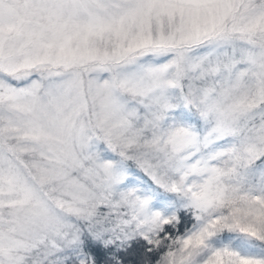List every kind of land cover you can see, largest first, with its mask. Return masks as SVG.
Listing matches in <instances>:
<instances>
[{
	"label": "snow or ice",
	"instance_id": "1",
	"mask_svg": "<svg viewBox=\"0 0 264 264\" xmlns=\"http://www.w3.org/2000/svg\"><path fill=\"white\" fill-rule=\"evenodd\" d=\"M0 264H264V0H0Z\"/></svg>",
	"mask_w": 264,
	"mask_h": 264
}]
</instances>
